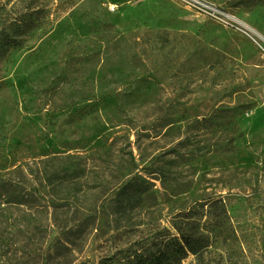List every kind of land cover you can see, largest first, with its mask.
<instances>
[{"label": "rangeland", "instance_id": "obj_1", "mask_svg": "<svg viewBox=\"0 0 264 264\" xmlns=\"http://www.w3.org/2000/svg\"><path fill=\"white\" fill-rule=\"evenodd\" d=\"M0 180V264H264V0H0Z\"/></svg>", "mask_w": 264, "mask_h": 264}, {"label": "trees", "instance_id": "obj_2", "mask_svg": "<svg viewBox=\"0 0 264 264\" xmlns=\"http://www.w3.org/2000/svg\"><path fill=\"white\" fill-rule=\"evenodd\" d=\"M19 43L20 42L16 40L6 42V44L9 46H18ZM56 173L57 172L55 171V175ZM12 187L14 186H11L7 181L0 180V191L3 190L5 194H7L8 198H13L14 192L12 190ZM131 192H134L136 194L137 192H141V188H132ZM199 231L200 230L195 225L194 221L187 223V226L185 228H177V234H179V239L182 243V245L180 246V250L183 254L186 255V253L189 252L195 257H198L205 250L206 245L204 244L203 240L204 235L202 233H199Z\"/></svg>", "mask_w": 264, "mask_h": 264}]
</instances>
